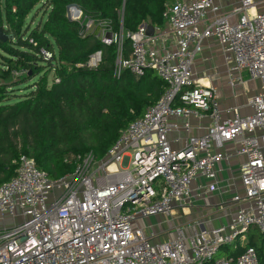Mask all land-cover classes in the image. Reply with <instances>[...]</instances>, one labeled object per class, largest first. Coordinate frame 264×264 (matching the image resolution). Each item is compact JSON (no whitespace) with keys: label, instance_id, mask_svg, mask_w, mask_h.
I'll list each match as a JSON object with an SVG mask.
<instances>
[{"label":"built area","instance_id":"2783aa9c","mask_svg":"<svg viewBox=\"0 0 264 264\" xmlns=\"http://www.w3.org/2000/svg\"><path fill=\"white\" fill-rule=\"evenodd\" d=\"M67 18L80 25L81 35L116 47V77L152 70L165 91L103 160L80 157L75 172L62 179L52 180L32 158L20 157L14 178L0 186L1 223L22 218L0 229V264H262L248 236L253 228L264 234V86L247 100L249 116L236 112L226 119L216 88L194 78L193 68L204 42L216 41L231 88L245 82L243 74L264 84V0H172L166 26L154 27L152 37L149 23L135 33H114L109 22L86 17L76 5ZM102 57L98 50L78 67L96 69ZM171 118L186 123L180 127ZM191 118L209 119L206 133L174 149L168 133L190 130ZM234 156L243 158L240 188L215 209L224 222L206 228L201 217L174 225L164 241L158 239L169 231L148 235L133 227L153 216L177 223L196 201L223 193L218 168ZM230 247L234 254L224 251Z\"/></svg>","mask_w":264,"mask_h":264},{"label":"trees","instance_id":"16d2710c","mask_svg":"<svg viewBox=\"0 0 264 264\" xmlns=\"http://www.w3.org/2000/svg\"><path fill=\"white\" fill-rule=\"evenodd\" d=\"M171 1L0 0V29L10 36L0 41V186L14 178L21 156L32 158L52 180L74 173L80 157L92 154L103 160L121 132L165 91L152 70L141 77L125 70L116 77V47L81 35L80 25L67 18L68 7L79 6L86 17L109 22L114 33L128 34L144 23L164 28ZM40 4L49 9L46 20L25 29L26 19ZM125 49L129 57V39ZM98 50L103 57L96 69L78 67ZM48 73L53 74L51 85ZM35 78L28 94H17L18 87ZM259 235L260 245L250 240L249 246L264 264V234Z\"/></svg>","mask_w":264,"mask_h":264},{"label":"crops","instance_id":"0c3cea01","mask_svg":"<svg viewBox=\"0 0 264 264\" xmlns=\"http://www.w3.org/2000/svg\"><path fill=\"white\" fill-rule=\"evenodd\" d=\"M193 74L196 79L202 78V75L205 76L209 74L210 84L216 88L218 93L222 116L226 119L233 118L236 112L242 117L249 116L252 110L247 105V100L249 97L258 94L262 89L260 86V83H262L261 81H251L246 74H243L245 81L243 84L237 86L235 89L229 86L227 67L222 56L221 47L216 41L204 42L203 52L196 61ZM245 85L247 86L245 87ZM169 122L178 124L181 127L186 123V120L183 118H171ZM189 123L191 128L188 131L180 129L178 132L172 131L168 133V135L171 133L177 134L176 140H170L168 136V140L174 149H182L185 140L189 137L205 134L210 125V121L207 118H202L200 120L191 118ZM183 134L187 137L182 138ZM242 162L243 158L234 156L229 159V161L219 165V187L223 193L218 191L204 201H196L193 208L190 209L191 215L184 217V219L188 220L185 223L197 221L199 218L203 217L204 222H206L205 227L212 228L224 222L222 213L216 212L215 209L221 205L223 201L229 200L231 196L234 195L236 189L239 190V168ZM192 217L196 218L193 219ZM181 219L183 218H180V220Z\"/></svg>","mask_w":264,"mask_h":264},{"label":"rangeland","instance_id":"374dc122","mask_svg":"<svg viewBox=\"0 0 264 264\" xmlns=\"http://www.w3.org/2000/svg\"><path fill=\"white\" fill-rule=\"evenodd\" d=\"M231 2H234V0H230ZM49 11V9L47 8L46 5H38L34 11L30 14V16H28V18L26 19L25 22V29L28 30H33L36 28V26L38 24H42L46 18H47V12ZM131 52H132V47H131ZM2 61V59H0V62ZM47 71H45L43 73L46 74ZM202 78L199 79H209V74L208 75H202ZM48 78H49V85H51L52 81H53V74L52 73H48ZM38 80V78L33 79L32 81H30L28 84L26 85H22L20 87L17 88V94L19 95H25L28 94V89L31 85H33L36 81ZM247 85H245L246 87ZM260 86L263 87L264 84L260 83ZM244 87V88H245ZM254 87V86H253ZM250 98V97H249ZM248 98V99H249ZM170 140H176L177 139V134L175 133H171L168 135ZM187 136L185 134H183L182 138H186ZM180 213V212H179ZM193 219L196 217H192ZM22 221V218H16V221L14 219H6L5 224H2L1 220H0V229L3 228H7L10 227L11 225L14 224H19ZM188 221L187 219H178L177 223L173 222V219L171 217H167V216H153L147 219H139L137 220V222H134L133 227L134 228H141L143 230L146 231V233L149 235L152 232H154L155 234H160V233H164L167 232L169 230L172 229V227L174 225H179V224H185V222ZM172 237V232L169 231L168 234L166 235H162L159 237L158 241H164L168 238ZM260 235H259V230L257 228H253L251 229V233L248 236V240H252L254 241L257 245H260L261 243V239H260ZM224 251H227V253H231L234 254L235 250L233 247L230 248H225ZM225 255V252H221L217 259H221L223 258Z\"/></svg>","mask_w":264,"mask_h":264},{"label":"water","instance_id":"95a60500","mask_svg":"<svg viewBox=\"0 0 264 264\" xmlns=\"http://www.w3.org/2000/svg\"><path fill=\"white\" fill-rule=\"evenodd\" d=\"M147 35L149 37H152L154 35V26L149 25L147 27ZM10 38V36H7L3 33V31L0 29V41H7Z\"/></svg>","mask_w":264,"mask_h":264},{"label":"bare ground","instance_id":"6f19581e","mask_svg":"<svg viewBox=\"0 0 264 264\" xmlns=\"http://www.w3.org/2000/svg\"><path fill=\"white\" fill-rule=\"evenodd\" d=\"M202 84H205V85H207V84H209V82H208V80L207 79H202Z\"/></svg>","mask_w":264,"mask_h":264}]
</instances>
